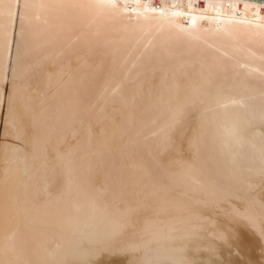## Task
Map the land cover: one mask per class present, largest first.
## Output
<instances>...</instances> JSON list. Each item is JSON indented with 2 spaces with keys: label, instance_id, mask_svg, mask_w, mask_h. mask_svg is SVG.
<instances>
[{
  "label": "bare ground",
  "instance_id": "bare-ground-1",
  "mask_svg": "<svg viewBox=\"0 0 264 264\" xmlns=\"http://www.w3.org/2000/svg\"><path fill=\"white\" fill-rule=\"evenodd\" d=\"M0 264H264V1L0 0Z\"/></svg>",
  "mask_w": 264,
  "mask_h": 264
},
{
  "label": "water",
  "instance_id": "water-1",
  "mask_svg": "<svg viewBox=\"0 0 264 264\" xmlns=\"http://www.w3.org/2000/svg\"><path fill=\"white\" fill-rule=\"evenodd\" d=\"M261 1H264V0H261Z\"/></svg>",
  "mask_w": 264,
  "mask_h": 264
}]
</instances>
